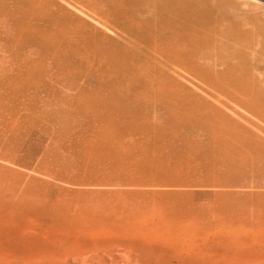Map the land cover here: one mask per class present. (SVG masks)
I'll return each mask as SVG.
<instances>
[{
	"label": "rangeland",
	"instance_id": "obj_1",
	"mask_svg": "<svg viewBox=\"0 0 264 264\" xmlns=\"http://www.w3.org/2000/svg\"><path fill=\"white\" fill-rule=\"evenodd\" d=\"M0 264H264V0H0Z\"/></svg>",
	"mask_w": 264,
	"mask_h": 264
},
{
	"label": "bare ground",
	"instance_id": "obj_2",
	"mask_svg": "<svg viewBox=\"0 0 264 264\" xmlns=\"http://www.w3.org/2000/svg\"><path fill=\"white\" fill-rule=\"evenodd\" d=\"M219 95H220V97L222 96V97L227 98V99H229V100H231V101L233 100V98L228 97V96H226V95H223L222 93H219ZM238 105H239V104H238ZM249 109H250V112H252V111H251V107H249ZM249 109H248V110H249ZM261 121H262V120H261Z\"/></svg>",
	"mask_w": 264,
	"mask_h": 264
}]
</instances>
